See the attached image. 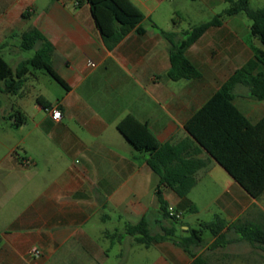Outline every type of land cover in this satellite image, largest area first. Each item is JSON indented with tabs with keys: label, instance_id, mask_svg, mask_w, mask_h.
Wrapping results in <instances>:
<instances>
[{
	"label": "crops",
	"instance_id": "0c3cea01",
	"mask_svg": "<svg viewBox=\"0 0 264 264\" xmlns=\"http://www.w3.org/2000/svg\"><path fill=\"white\" fill-rule=\"evenodd\" d=\"M131 1L145 15L146 31L130 32L109 49L87 3L0 0L1 54L20 55L21 35L37 28L54 46V68L69 86L55 101L39 95L59 106L60 120L36 103L38 115L12 123L0 137V264L192 263L174 239L147 246L128 232L146 218L151 235H160L173 221L164 217L157 196L160 177L149 166L148 153L137 150L118 124L132 115L161 143L185 138L188 120L264 45L252 36L243 15L228 18L186 51L200 76L174 81L168 75L171 43L161 31L176 33L178 42L192 26L207 21L182 29L169 10L170 24H162L157 13L173 0ZM202 1L214 16L215 8L226 3ZM235 94V106L252 123L264 117V101H255L247 86H237ZM200 157L207 158V152ZM162 196L182 214L193 207L199 213L205 202L217 204L220 212L214 216L229 223L242 219L264 225V201L247 193L215 160L197 173L186 198L170 188ZM180 220L176 239L193 229ZM229 238L238 236L231 231ZM213 241L194 251L233 254L228 250L244 242L209 251ZM250 246L258 258L253 250L259 248ZM32 247L41 250L40 258L30 257ZM233 255L230 264H253Z\"/></svg>",
	"mask_w": 264,
	"mask_h": 264
},
{
	"label": "trees",
	"instance_id": "16d2710c",
	"mask_svg": "<svg viewBox=\"0 0 264 264\" xmlns=\"http://www.w3.org/2000/svg\"><path fill=\"white\" fill-rule=\"evenodd\" d=\"M227 3L221 13L207 22L196 24L184 33V38L175 40L176 33L161 31L171 43V68L169 77L174 81L190 80L200 76L199 70L186 56L192 46L209 28L221 25L226 19L245 14L251 21V34L264 45V7L254 8L251 0H224ZM87 3L109 49H113L130 32L144 34L143 12L131 0H78ZM181 17H174L178 25ZM22 50H35V56L22 61L13 68L0 51V89L7 94H17L25 88L31 67L45 70L62 87L69 89L67 82L55 70L53 64L54 46L37 29L31 28L21 35ZM255 56L238 69L207 103L186 123L188 135L179 141L161 143L147 124L128 115L118 124L119 131L139 151L148 153V164L160 177L157 196L162 204L165 218L173 225L163 228V234L151 235L149 222L143 218L128 232L137 235L136 241L150 245L152 242L174 241L193 259L191 264H214L210 253L198 255L194 249L206 243L204 234L209 232L214 238L209 251L225 248L236 241H246L254 247L264 249V228L255 222L239 219L229 223L220 214L211 222H201L200 228L189 229L187 234L176 237L180 219L172 218L163 191L170 188L180 198H186L197 184V173L206 168L211 160L221 165L253 198L264 196V117L252 123L234 104L235 90L245 85L250 96L264 101V49L255 48ZM37 104L44 109L52 103L39 96ZM207 152V158H201ZM198 212L197 207L191 209ZM234 232L238 238H229ZM231 260L236 258L224 255ZM232 257V258H231Z\"/></svg>",
	"mask_w": 264,
	"mask_h": 264
},
{
	"label": "rangeland",
	"instance_id": "374dc122",
	"mask_svg": "<svg viewBox=\"0 0 264 264\" xmlns=\"http://www.w3.org/2000/svg\"><path fill=\"white\" fill-rule=\"evenodd\" d=\"M151 4H153L151 2ZM251 4L254 8H263L264 0H251ZM227 3L218 5L215 8L217 14L221 13L225 8H227ZM172 10L173 18L181 17L180 26L182 29H189L190 24L193 22H199V20L209 21L214 16L212 8L206 6L202 0H173L172 2L167 1L158 11L157 20L162 24L165 21L170 24V19H167V12ZM245 21L251 23L249 18L245 15ZM20 41L15 40L14 46L19 47ZM14 51H18L17 48H13ZM35 56V50H21L20 55H9L4 54L5 60L14 68L18 65L21 58H32ZM62 86L54 80L45 70H35L31 67V73L27 76L25 88L22 89L17 94H7L0 89V137L7 135L6 132H10L12 123H16L20 120L31 119L33 114L38 112L34 108L36 105V100L41 93L45 94L49 100L55 101L59 92L62 91ZM258 101V100H255ZM258 103V102H257ZM21 106V108L18 106ZM11 134V133H10ZM9 134V135H10ZM209 181V180H208ZM206 182L207 184L209 182ZM204 183H202L203 185ZM202 187V186H201ZM264 201V196L261 198ZM202 202V201H201ZM220 212L217 204L207 205L205 202L202 203L200 207V212L185 211L182 216L183 221L186 225L192 227L193 229L200 228L201 222H211L214 219V214ZM259 224V223H257ZM260 226L264 228V225L260 223ZM206 243L199 247L203 249L206 244L210 241L211 235L209 232L204 234ZM251 244L244 241L240 244L232 246L228 250L233 254H241L242 258L245 260H250L253 264H264V251L259 248V250H253V252L259 253V257L252 255L250 250ZM258 248V247H257ZM207 251V249H206ZM229 254L231 256H235ZM212 257V262L214 264H230L231 259L225 258L224 254L210 253ZM232 258V257H231ZM233 262V261H232Z\"/></svg>",
	"mask_w": 264,
	"mask_h": 264
},
{
	"label": "built area",
	"instance_id": "2783aa9c",
	"mask_svg": "<svg viewBox=\"0 0 264 264\" xmlns=\"http://www.w3.org/2000/svg\"><path fill=\"white\" fill-rule=\"evenodd\" d=\"M136 1H154V0H136ZM92 66H95V64H91ZM49 113H51V116L54 120H60L62 117V111L59 108L58 105H53L52 107L46 109ZM170 217L176 218V219H182L183 214L181 212L175 211L174 208L170 207L169 209ZM29 255L32 258H40L42 255L41 250L38 247H32L29 250Z\"/></svg>",
	"mask_w": 264,
	"mask_h": 264
}]
</instances>
